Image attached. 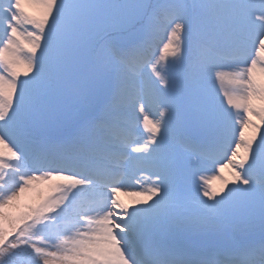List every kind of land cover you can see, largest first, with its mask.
I'll return each instance as SVG.
<instances>
[{"label": "snow or ice", "instance_id": "6c2138e0", "mask_svg": "<svg viewBox=\"0 0 264 264\" xmlns=\"http://www.w3.org/2000/svg\"><path fill=\"white\" fill-rule=\"evenodd\" d=\"M0 264H264V0H0Z\"/></svg>", "mask_w": 264, "mask_h": 264}, {"label": "rangeland", "instance_id": "374dc122", "mask_svg": "<svg viewBox=\"0 0 264 264\" xmlns=\"http://www.w3.org/2000/svg\"><path fill=\"white\" fill-rule=\"evenodd\" d=\"M125 199H127V198L125 197Z\"/></svg>", "mask_w": 264, "mask_h": 264}]
</instances>
